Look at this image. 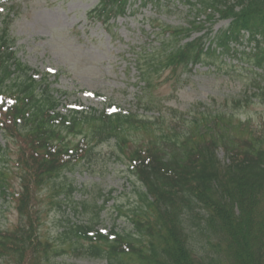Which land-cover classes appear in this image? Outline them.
Here are the masks:
<instances>
[{
  "label": "trees",
  "instance_id": "16d2710c",
  "mask_svg": "<svg viewBox=\"0 0 264 264\" xmlns=\"http://www.w3.org/2000/svg\"><path fill=\"white\" fill-rule=\"evenodd\" d=\"M127 3L100 0L91 11L106 20L122 14ZM195 5V15L207 13V20L214 14L229 18L217 39L241 29L264 37V0H199ZM3 10L0 3V17ZM7 16L4 14L0 26V131L19 141L29 154L25 157L18 146L14 163L20 192L12 197L21 221L2 234L0 264H48V254L62 256L78 250L85 257L104 258L106 264H264L263 127L248 133L247 125L213 122L214 118L224 120V114L198 112L189 119L180 114L185 130L177 134L163 119L150 123L130 112L79 110L62 114L49 85L40 89L47 75L36 80L32 76L36 72L13 50ZM189 23L190 27L166 29L168 43L161 44L158 54L143 57L148 67L175 70L181 64L200 61L198 39L182 40L203 26L195 20ZM255 55V64L262 65L264 54ZM77 133L83 141L115 136L117 148L129 156L132 172L144 188L137 192L144 212L133 210L127 215L136 233L96 230L102 206L81 202L79 212H89L85 222L67 220L51 243L40 237L42 217L53 206L60 208L65 199L59 197H70L74 190L56 178L66 167L58 164L60 157L72 156L67 137ZM218 144L226 149L227 163L215 155ZM8 179L0 163L2 196L8 189L12 193ZM43 187L46 194L37 199L47 201L48 208L36 209L34 193L37 197ZM73 210L77 212V206ZM150 225L152 232L148 231ZM196 246L213 255L197 256Z\"/></svg>",
  "mask_w": 264,
  "mask_h": 264
},
{
  "label": "rangeland",
  "instance_id": "374dc122",
  "mask_svg": "<svg viewBox=\"0 0 264 264\" xmlns=\"http://www.w3.org/2000/svg\"><path fill=\"white\" fill-rule=\"evenodd\" d=\"M3 1L17 7V15L13 16L9 25V33L15 38L17 56L41 72H59L57 88H66L71 93L68 99L62 101L64 108L83 106L110 109L118 105L133 110L136 105L143 106V102L137 103L136 99L144 86L138 82L136 66L142 54L157 49L156 37L159 38V31L154 26H186L194 16V9L182 0H168V8L175 10V13L157 8L153 2H146L142 6L140 4L144 0H140L136 8L129 9L135 11L133 14L128 11L125 16L104 25L86 18V11L97 0ZM165 1L159 0V3ZM204 18L205 14H200L197 21ZM227 23V20L217 21L212 32L222 30ZM205 31H194L191 38ZM217 65L218 69L213 70L214 66L208 69L205 65L197 64L195 70L180 74L178 82L175 77L170 78V72L166 69L157 72L150 70L148 79L152 84L151 94L166 106L173 105L183 112L192 109L197 102L222 105L225 98L241 97L245 89L253 91L249 87L250 72L241 68L244 65L238 64L239 67L234 70L226 64L218 62ZM50 79L53 80V77ZM239 110L241 112L238 115L254 121L260 122L261 117H264V103L256 98H252L247 107L242 106ZM139 112H144L142 107ZM0 145L4 146L1 135ZM8 148L4 165L9 174L8 180L15 188L17 181L11 155L15 144L10 142ZM110 150L108 144L97 147L98 154L89 164L76 165L60 173L58 179L73 186V195L65 198L60 208L53 206L43 217L39 226L41 235L53 239L67 220L80 222L87 218L89 212H79L81 202L95 206L104 204L105 207L100 211V229L106 230L112 225L120 229L128 224L124 215L116 216L115 206L121 205L124 211L133 206L137 201L134 189L139 188V184L127 174L124 164L107 154ZM34 198L36 209L48 208L47 201L37 199L36 195ZM74 206H77V212L73 210ZM15 222L18 223L15 204L11 193L7 192L5 197L0 196V227L8 228ZM195 248L200 249L199 246ZM208 254L213 255L212 252ZM57 260L60 264L105 263L99 259H77L69 255H63Z\"/></svg>",
  "mask_w": 264,
  "mask_h": 264
}]
</instances>
